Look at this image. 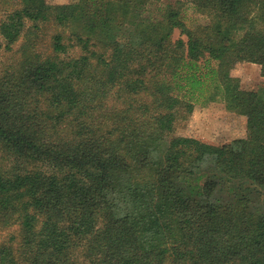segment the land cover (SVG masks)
Returning a JSON list of instances; mask_svg holds the SVG:
<instances>
[{"label": "trees", "instance_id": "16d2710c", "mask_svg": "<svg viewBox=\"0 0 264 264\" xmlns=\"http://www.w3.org/2000/svg\"><path fill=\"white\" fill-rule=\"evenodd\" d=\"M185 2L0 0V264H264V0ZM208 95L243 137L173 134Z\"/></svg>", "mask_w": 264, "mask_h": 264}, {"label": "rangeland", "instance_id": "374dc122", "mask_svg": "<svg viewBox=\"0 0 264 264\" xmlns=\"http://www.w3.org/2000/svg\"><path fill=\"white\" fill-rule=\"evenodd\" d=\"M50 3H61L71 0H47ZM183 8V18L189 27L206 22V17L193 9L185 0ZM44 34L47 35L49 26L44 28ZM175 30L174 37L178 36ZM183 37V36H182ZM75 48H68L65 54L61 56L76 55ZM0 57L4 58L2 50ZM232 74L239 79L240 86L244 89H256L264 86V76L260 74V65L252 62H243L237 64L232 69ZM246 121L241 114L231 112L226 109L225 103L219 97L201 98L194 103V108L187 120L177 121L173 134H182L196 137L202 141L212 144H224L234 138H240L245 135ZM261 199L264 202V190L261 192ZM20 225L15 219H11L8 224L0 223V243L6 241L9 236L18 237Z\"/></svg>", "mask_w": 264, "mask_h": 264}]
</instances>
